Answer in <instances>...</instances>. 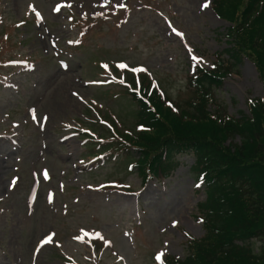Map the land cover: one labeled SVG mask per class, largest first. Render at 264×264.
Returning a JSON list of instances; mask_svg holds the SVG:
<instances>
[{
    "label": "rangeland",
    "instance_id": "obj_1",
    "mask_svg": "<svg viewBox=\"0 0 264 264\" xmlns=\"http://www.w3.org/2000/svg\"><path fill=\"white\" fill-rule=\"evenodd\" d=\"M56 1L7 0L5 8L8 23L18 22L23 19L28 2H34L51 32L45 34V30L35 27L19 30V38L23 35L26 39L23 52L35 55L36 66L30 73L14 75L18 89L0 87V127L8 124L5 114L18 123L16 147L0 140V198L4 199L0 203V264H66L55 253L62 258L64 255L69 264H152V253L158 249L182 259L188 238L196 239L204 234L200 220L203 214L198 210L204 193L203 189L194 188L190 172L193 159L183 158L182 165L170 178L160 184L150 182L144 188L134 173L126 174L121 164H105L93 175H80L76 159L88 150L74 138L62 143L66 132L61 124L74 118L86 121V115L95 117L87 113L80 100L82 96L86 100H101L109 109H118L119 120L126 126L132 123L125 97L110 101L103 95L107 88L83 85L82 81L88 78L89 81L96 71L91 64L94 57L127 58L133 64L143 63L157 69L156 77L164 88L168 86L166 90L173 98L182 92L185 59L182 55L175 62L167 59L171 51L164 50L160 39L166 40L168 35L160 11L169 18L175 14L173 22L185 31L188 42L208 58L224 48V41L217 42L214 31L223 33L225 24L216 21L209 10L200 17L197 0H150L149 8L141 7L143 0H68L80 14L106 11L115 14L102 9L120 8L125 1L131 13L125 20L116 21L111 15L108 22L96 23L89 33L88 44L63 58L69 66L63 73L56 64L58 58L53 54V45L64 48L70 33L63 27L66 18L49 14ZM121 17L122 14L118 16ZM127 47L136 50L129 52ZM217 94L228 106V112L235 115L246 110L247 100L261 98L263 86L255 68L244 61L238 73L227 78ZM44 116L48 121L43 131L39 125ZM32 171L39 175L46 173L50 178L40 188L45 199L39 194L32 213L27 216L23 201ZM13 175L19 177V182L13 192H8ZM113 180L130 184L135 195L86 188ZM52 194L55 203L50 206L48 200ZM86 231H94L98 237L111 241V246L100 249L72 241V236ZM52 232L55 237L49 239Z\"/></svg>",
    "mask_w": 264,
    "mask_h": 264
},
{
    "label": "trees",
    "instance_id": "obj_2",
    "mask_svg": "<svg viewBox=\"0 0 264 264\" xmlns=\"http://www.w3.org/2000/svg\"><path fill=\"white\" fill-rule=\"evenodd\" d=\"M231 129V123L217 125L209 120L196 127L182 126L176 121L170 125L157 121L153 132L141 135L143 163L148 159L145 153L153 154L165 145L184 143L197 147L209 165L207 173L212 183L208 194L210 216L206 220L209 241L202 246L197 242L193 244L197 251L190 254L186 264H264L246 244L248 248L231 250L229 247L231 257L212 256L214 247L226 246V240L233 233L235 238L245 241L247 236L244 233L248 235L257 230L256 227H249L254 220L249 222L247 219L239 220V217L253 201H264V129L259 126L257 130L242 133L244 145L230 152L222 143L230 136ZM251 139H255L256 143L250 144ZM253 191L256 192L255 199H246L252 196ZM259 208L264 218V207Z\"/></svg>",
    "mask_w": 264,
    "mask_h": 264
},
{
    "label": "snow or ice",
    "instance_id": "obj_3",
    "mask_svg": "<svg viewBox=\"0 0 264 264\" xmlns=\"http://www.w3.org/2000/svg\"><path fill=\"white\" fill-rule=\"evenodd\" d=\"M209 5H208V2H207V0H205V3L202 5V7H204V8H207ZM37 15H39V14H37ZM193 59L194 60H198V58H196V57H193ZM121 67H123V65H121ZM33 119H36V117H35V115H33ZM44 119H46V117H44ZM45 175H46V173H45ZM175 223V222H174ZM50 239V238H49ZM157 258H159V256L157 257Z\"/></svg>",
    "mask_w": 264,
    "mask_h": 264
},
{
    "label": "bare ground",
    "instance_id": "obj_4",
    "mask_svg": "<svg viewBox=\"0 0 264 264\" xmlns=\"http://www.w3.org/2000/svg\"><path fill=\"white\" fill-rule=\"evenodd\" d=\"M0 184H2V178H0Z\"/></svg>",
    "mask_w": 264,
    "mask_h": 264
}]
</instances>
